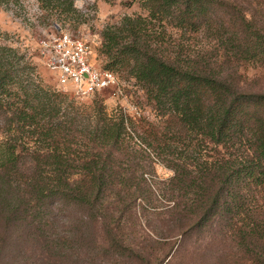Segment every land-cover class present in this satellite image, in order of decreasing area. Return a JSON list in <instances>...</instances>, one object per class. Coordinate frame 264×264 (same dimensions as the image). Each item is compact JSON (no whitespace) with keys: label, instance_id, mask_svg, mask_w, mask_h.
<instances>
[{"label":"trees","instance_id":"1","mask_svg":"<svg viewBox=\"0 0 264 264\" xmlns=\"http://www.w3.org/2000/svg\"><path fill=\"white\" fill-rule=\"evenodd\" d=\"M134 1L147 15L104 29L99 67L129 70L162 127L76 102L0 44V264H148L131 236L157 192L177 236L264 264V87L242 74L264 69V22L231 0ZM156 165L172 172L157 190Z\"/></svg>","mask_w":264,"mask_h":264},{"label":"rangeland","instance_id":"2","mask_svg":"<svg viewBox=\"0 0 264 264\" xmlns=\"http://www.w3.org/2000/svg\"><path fill=\"white\" fill-rule=\"evenodd\" d=\"M231 3L237 10H255L256 18L264 22V0H231ZM75 7L78 11L76 14L59 19L55 13L42 10L37 0H0V44L26 53L37 67L43 83L56 91L59 88L55 78L38 55L39 43L43 38L56 29H62L90 40L98 45L97 65L105 68L108 59L98 51L103 42L104 29L108 25L120 23L125 16L147 15L138 1L134 0H75ZM114 72L120 77L123 97L104 94L78 98L68 94L69 97L82 105L101 103L108 113L122 111L137 123L162 127L163 120L148 100L143 86L124 67H118ZM242 74L250 81L258 80L257 83L264 87V69H248ZM171 176L170 170L156 165L148 179L157 190ZM156 194L146 216L134 221L137 233L131 236L142 245L144 255L150 259L148 264H158L155 258L161 262L159 264H250L234 243L224 242L218 235L213 237L196 233L187 238L177 236L173 229L174 223L168 222V217L162 215L168 208V202L158 192ZM123 261L119 264L127 263Z\"/></svg>","mask_w":264,"mask_h":264},{"label":"built area","instance_id":"3","mask_svg":"<svg viewBox=\"0 0 264 264\" xmlns=\"http://www.w3.org/2000/svg\"><path fill=\"white\" fill-rule=\"evenodd\" d=\"M93 44L79 35L56 29L40 41L38 55L62 93L78 98L104 94L123 97L120 78L96 64Z\"/></svg>","mask_w":264,"mask_h":264}]
</instances>
